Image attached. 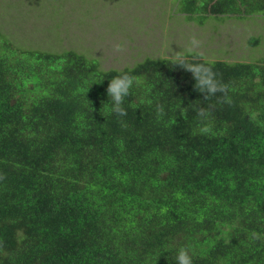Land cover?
<instances>
[{
	"label": "trees",
	"instance_id": "16d2710c",
	"mask_svg": "<svg viewBox=\"0 0 264 264\" xmlns=\"http://www.w3.org/2000/svg\"><path fill=\"white\" fill-rule=\"evenodd\" d=\"M176 9L203 25L263 13L264 0ZM197 62L231 104L203 101L173 57L104 68L0 28V264H177L182 246L193 264H264V55ZM124 72L135 83L118 117L106 89Z\"/></svg>",
	"mask_w": 264,
	"mask_h": 264
},
{
	"label": "rangeland",
	"instance_id": "374dc122",
	"mask_svg": "<svg viewBox=\"0 0 264 264\" xmlns=\"http://www.w3.org/2000/svg\"><path fill=\"white\" fill-rule=\"evenodd\" d=\"M177 0H0V28L27 47L73 48L104 68L131 66L147 56L186 53L190 37L207 59L253 60L264 55V12L188 21ZM258 38L259 44L249 40ZM115 43L125 50L113 51Z\"/></svg>",
	"mask_w": 264,
	"mask_h": 264
},
{
	"label": "clouds",
	"instance_id": "9594fccd",
	"mask_svg": "<svg viewBox=\"0 0 264 264\" xmlns=\"http://www.w3.org/2000/svg\"><path fill=\"white\" fill-rule=\"evenodd\" d=\"M201 46V41L198 40L195 35L190 37L189 45L186 48V52L192 54V59L189 60L184 52L179 51L173 54V62L178 68L183 69L185 72H190L192 78L195 81L194 90L203 95V101H208L211 97L216 96L220 93L219 98L220 103L231 104V98L228 95L230 89L227 84L222 83L217 79L216 73L213 68L206 63L197 62L202 53L197 50ZM113 51L120 53L125 50L123 43H115L113 46ZM135 83V78L130 74L124 72L117 76H114L108 83L106 89L108 102H111L112 112L118 117H124L127 115V111L122 107L126 97L130 95V89ZM210 108H205L203 106L197 109L196 115L203 121L210 115ZM157 118H162L165 114L164 107L160 104L156 105L155 108ZM201 132H209L208 128H201ZM4 179V176L0 175V180ZM177 264H193L192 257L190 255V249L187 247H180L177 250L176 255Z\"/></svg>",
	"mask_w": 264,
	"mask_h": 264
}]
</instances>
